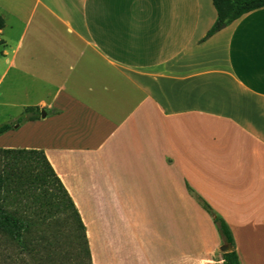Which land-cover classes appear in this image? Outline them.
<instances>
[{"label": "crops", "instance_id": "obj_1", "mask_svg": "<svg viewBox=\"0 0 264 264\" xmlns=\"http://www.w3.org/2000/svg\"><path fill=\"white\" fill-rule=\"evenodd\" d=\"M0 15V111L40 112L1 148L45 153L93 264H223L188 185L241 264H264V7L205 40L213 0H0Z\"/></svg>", "mask_w": 264, "mask_h": 264}, {"label": "trees", "instance_id": "obj_2", "mask_svg": "<svg viewBox=\"0 0 264 264\" xmlns=\"http://www.w3.org/2000/svg\"><path fill=\"white\" fill-rule=\"evenodd\" d=\"M213 3L217 11V19L207 32L204 40L243 14L264 7V0H213ZM4 26L5 20L0 15V29ZM1 43L2 40H0ZM39 115V108H26L16 118L15 122L0 125V136L13 129L15 125H20L27 120L35 119ZM0 153L7 160V165L11 169V172L6 170V173L0 170V200L2 199V192L9 182L18 183L20 185L19 187L22 188L25 183L29 182L28 176H24L23 172H18L19 170H24L27 167H38L40 171L30 179L31 183L39 182L41 186L45 187L46 191H51L50 198L58 201L60 211L66 212L70 210L69 216L76 224V237L81 240L80 243L82 245L79 246L76 243L73 250L76 257L74 259L73 254H71L72 252L65 254L60 249L59 240L51 238L46 234L41 223L18 216L4 209L2 206H0V233L7 236L10 244L17 245L21 247V250L30 254L34 260L33 264H93L85 225L73 200L63 186L45 153L42 150L32 148H0ZM188 188L202 206L212 215L222 240L231 246L230 250L223 252V264H241L235 247L233 233L226 220L190 185H188ZM78 247H81L80 250Z\"/></svg>", "mask_w": 264, "mask_h": 264}, {"label": "rangeland", "instance_id": "obj_3", "mask_svg": "<svg viewBox=\"0 0 264 264\" xmlns=\"http://www.w3.org/2000/svg\"><path fill=\"white\" fill-rule=\"evenodd\" d=\"M1 74V70H0ZM5 84H3V87ZM21 115V109L12 107L9 112L0 111V125L4 123H13ZM16 125L12 132L0 136V148L3 141L14 143L18 138L16 137ZM21 138V136H20ZM11 148H19L13 146ZM22 167V166H21ZM0 170L6 173L11 172L7 165V160L0 153ZM40 169L38 167H27L19 170L23 172L24 176H28L29 182L24 184V187H19L18 183L9 182L2 192V199L0 206L4 209L21 217L29 218L35 222L42 224L44 231L51 238L59 240V246L62 251L66 253L72 252L73 258L74 247L76 243L82 245L81 240L76 237V224L70 218V210L66 212L60 211V204L56 199L50 198L51 191H46L45 187L41 186L39 182L31 183V180ZM17 172V170H16ZM47 188V187H46ZM52 190V188H50ZM56 234V235H55ZM55 236V237H53ZM81 247H78L80 250ZM231 246L222 241L221 252L230 250ZM76 252V251H75ZM12 256V257H11ZM24 260V261H23ZM12 262V263H11ZM33 264L34 260L31 255L21 250V247L10 244L7 236L0 233V264Z\"/></svg>", "mask_w": 264, "mask_h": 264}, {"label": "water", "instance_id": "obj_4", "mask_svg": "<svg viewBox=\"0 0 264 264\" xmlns=\"http://www.w3.org/2000/svg\"><path fill=\"white\" fill-rule=\"evenodd\" d=\"M42 115H43V116H45V115H46V113L43 111V112H42Z\"/></svg>", "mask_w": 264, "mask_h": 264}]
</instances>
